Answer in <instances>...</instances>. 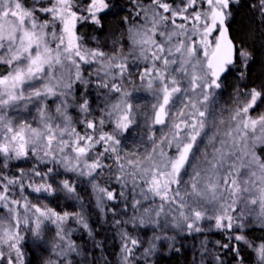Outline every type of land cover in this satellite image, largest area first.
Returning <instances> with one entry per match:
<instances>
[{
	"label": "snow or ice",
	"instance_id": "6c2138e0",
	"mask_svg": "<svg viewBox=\"0 0 264 264\" xmlns=\"http://www.w3.org/2000/svg\"><path fill=\"white\" fill-rule=\"evenodd\" d=\"M178 254L264 264V0H0V264Z\"/></svg>",
	"mask_w": 264,
	"mask_h": 264
},
{
	"label": "trees",
	"instance_id": "16d2710c",
	"mask_svg": "<svg viewBox=\"0 0 264 264\" xmlns=\"http://www.w3.org/2000/svg\"><path fill=\"white\" fill-rule=\"evenodd\" d=\"M110 24H112L114 27L116 26V21H110ZM257 57L259 58V53H257ZM253 69H254V73L255 74H259L260 72V68L259 65H253ZM80 243H83L82 241H78ZM90 247V245H89ZM189 259L191 258V254H189ZM168 264H185V258L183 254H178L177 256H175L174 258L170 259L168 261Z\"/></svg>",
	"mask_w": 264,
	"mask_h": 264
}]
</instances>
